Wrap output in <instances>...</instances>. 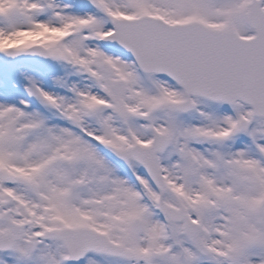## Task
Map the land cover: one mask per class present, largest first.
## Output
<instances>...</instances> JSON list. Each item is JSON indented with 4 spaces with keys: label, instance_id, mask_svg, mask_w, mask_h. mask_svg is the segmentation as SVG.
<instances>
[{
    "label": "snow or ice",
    "instance_id": "1",
    "mask_svg": "<svg viewBox=\"0 0 264 264\" xmlns=\"http://www.w3.org/2000/svg\"><path fill=\"white\" fill-rule=\"evenodd\" d=\"M0 264H264V0H0Z\"/></svg>",
    "mask_w": 264,
    "mask_h": 264
}]
</instances>
